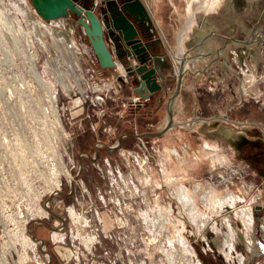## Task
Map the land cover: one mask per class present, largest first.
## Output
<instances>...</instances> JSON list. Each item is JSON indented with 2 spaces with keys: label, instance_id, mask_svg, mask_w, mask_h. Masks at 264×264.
Segmentation results:
<instances>
[{
  "label": "built area",
  "instance_id": "built-area-1",
  "mask_svg": "<svg viewBox=\"0 0 264 264\" xmlns=\"http://www.w3.org/2000/svg\"><path fill=\"white\" fill-rule=\"evenodd\" d=\"M222 2L190 0L188 5L191 8V4L196 3V9L214 12ZM168 3L173 6L172 0ZM1 5L0 70L5 74L0 71L3 78L0 93L5 106L17 109V117L11 121L5 139L19 141L18 157H15L19 163L7 167L3 165L0 171L7 174L8 182L16 183L20 190V203L31 204V211L20 210L19 216H0V264L51 263L46 243L41 246L32 233L31 222L48 228L49 241L53 245H66V236L74 233L75 238L79 236L87 248L94 247L93 233L109 237L123 227L116 222L117 218L122 219L117 216H164L162 225L167 231L165 226L173 214L172 203L160 197L152 183V166H159L163 186L168 184L164 180L167 162L161 165L151 159V153L157 154V151L150 148L151 152L145 138L134 128L132 148H117L121 138H125L121 136L108 145L114 149H108L115 152L113 157H99V150L105 146L102 138L110 133L106 120L107 102L116 103L118 108L125 107L122 93L124 84L128 82L125 66L115 61L113 72L105 75L88 43L77 41L69 32L71 18L44 21L31 8L30 22L25 25L20 18H11L8 9ZM9 21L11 28L8 27ZM35 25L37 31H34ZM75 25L84 36L82 27ZM10 52L16 53L17 62ZM170 60L177 73L178 56ZM137 65L136 60H130L133 69ZM263 85L261 76L242 72L240 103L252 102L262 115ZM86 132L96 138L91 154L74 145V141ZM203 150L212 156L218 155L213 146H204ZM168 152L179 161V167H183L185 158L190 156L195 159L200 150L182 144ZM83 160L89 161L99 176V185L93 190L80 178L86 167ZM210 168L211 172H215L219 167L212 163ZM242 170L227 166V179L212 184L222 185L231 214L233 204L238 202L254 217V212H264V178L256 183L248 181L245 174L241 175L244 173ZM238 171L240 175H236ZM137 172L142 174L141 178H138ZM12 174H16L15 177ZM234 179L240 184L238 189H242V197L235 196L231 191ZM199 185L196 188L199 189ZM184 190V186L180 185L175 193L182 211ZM164 191L173 198L167 186ZM66 199H70V203H65ZM179 212L176 215L184 219L183 213ZM27 213L32 216H26ZM103 213L114 216L110 231L104 229ZM234 215L236 217L237 214ZM238 239L248 250L252 246L255 251L257 244L249 242L245 233ZM198 240L197 237L194 242ZM74 253L75 250L72 251L71 261L77 264L78 257ZM256 254L253 253L254 256Z\"/></svg>",
  "mask_w": 264,
  "mask_h": 264
},
{
  "label": "rangeland",
  "instance_id": "rangeland-1",
  "mask_svg": "<svg viewBox=\"0 0 264 264\" xmlns=\"http://www.w3.org/2000/svg\"><path fill=\"white\" fill-rule=\"evenodd\" d=\"M17 1L19 2V0H2L11 18H20L23 24L28 25L30 12L32 11L30 2L26 0L28 8L27 12L25 11L26 15V13L21 12L20 6L17 7L19 5ZM166 1L168 2V0ZM176 2L181 4L180 12H178ZM172 3L182 19V25L186 23L190 14L194 15L198 12L203 14L210 13L196 9V3H192L190 8V5H188L190 0H172ZM71 19L69 32L77 41L87 43L85 37L81 35L80 29L73 22L74 19ZM10 55L17 62L16 53L10 52ZM0 71L4 73V71ZM112 72L113 70H104L105 75ZM2 79L0 77V83ZM3 102L5 101L0 93V167L3 165L7 167L19 163L15 160V157H18L16 151L19 141L5 139L11 121L17 117V109L11 105L5 106ZM251 104L254 106L252 102ZM118 106L111 101L106 104V120L110 126V133L105 138H102L105 146L99 150V157H113L115 152L109 151L107 147L110 143L118 141L121 136H125V138H121V147L132 148L135 141L133 137L135 129L139 134L150 133L146 129V124H139L137 128L135 127L132 113L130 112L133 106L131 101L126 102L125 107L120 106L118 108ZM86 141L88 142L87 148L83 149L82 144ZM95 142L96 138L91 133L86 132L83 137H79V139L74 141V145H78V149L85 150V152L91 154ZM145 142L149 150L153 148L157 151V154L151 153L153 162L161 165L167 162L168 169L164 171V180L168 184L164 186L161 181L159 166L154 167L151 165L152 183L156 187L157 194L172 203L173 214L169 216L168 225L165 226L167 231L162 225L164 216H117L122 219L117 218L116 222L123 227L116 229L115 234L109 237H105L102 233H99V235L93 233L92 235L95 236L93 239L94 247L87 248L85 245L83 246L79 236L75 238L74 233L71 236L68 233L65 240L66 245H53L49 241L48 228L36 226L31 222L32 233L38 239L44 238L47 252L50 255V264H68L71 261L72 251L74 250V255L78 257L77 264H190L192 262V260L190 261L192 257L190 252L194 253V259L196 258L200 264H264V219L262 218L264 217V212H254L253 226L248 227L245 215H243L244 210L241 207L243 204L234 203L231 214L227 208L226 194L222 185L214 186L212 184V182H223L227 179V166L244 169L242 170L244 173L241 174L238 171L236 175L241 174L244 176L245 174L244 177L248 181L259 182L260 180L255 181L253 179L255 174L247 170L240 158L226 151L223 141L217 144L215 141L206 140L196 146H192L191 143L185 141H173V145L167 146L163 138L158 137L145 138ZM182 144L188 145L191 149L198 148L200 153L195 159L190 156L186 157L183 167H179V161L172 157L168 151L172 148H179ZM208 145L218 150L217 156L207 154L203 150V147ZM86 161L83 160L86 167L80 178L93 190L99 185V176H97L96 170L91 163ZM212 163L219 167L215 172H211L210 165ZM137 174L138 178H141L142 174L138 172ZM12 175L15 177L16 174ZM14 180L16 182V179ZM233 181L232 193L235 196L242 197L240 195L243 194L242 189H238L240 184L235 182V179ZM198 183H200L199 189L196 188ZM180 185L184 186L185 189V194L183 195L184 211L181 210V206L177 203L175 194L178 192ZM166 186L167 190L172 193L173 198H170L164 191ZM161 192H163L162 196ZM19 195L20 190L16 183L8 182L7 174L0 171V216H19L20 210L28 209L29 212L31 211L29 209L31 204L20 203ZM235 200L238 199L236 198ZM70 201V199H66L65 203H70ZM177 212L183 213L184 219L177 216ZM235 213L239 216L234 217ZM26 216H32V214L27 213ZM101 217L104 229L110 231L114 216L103 213ZM226 233L231 235V242L226 241ZM243 233L247 235L249 242L254 245L257 244L255 249L257 254L255 256L247 249L244 242L238 239ZM197 237L199 240L194 242ZM71 244L74 245L72 249ZM174 255L179 258L176 259ZM240 257L243 259L242 263L240 262ZM69 264H75V261H71Z\"/></svg>",
  "mask_w": 264,
  "mask_h": 264
},
{
  "label": "crops",
  "instance_id": "crops-1",
  "mask_svg": "<svg viewBox=\"0 0 264 264\" xmlns=\"http://www.w3.org/2000/svg\"><path fill=\"white\" fill-rule=\"evenodd\" d=\"M143 2L160 52L169 58L179 56L181 41V51L188 57L173 105L174 126L160 138L167 146L173 141L192 146L223 141L224 149L255 174V181L263 179L264 115L250 102L240 103V83L243 70L264 63V0H223L214 12H198L192 19L189 15L184 25L178 14L180 2L178 12L166 0ZM174 87L157 103L138 99L130 81L124 84L123 100L134 104L130 112L136 128L146 124L154 133L165 125Z\"/></svg>",
  "mask_w": 264,
  "mask_h": 264
},
{
  "label": "water",
  "instance_id": "water-1",
  "mask_svg": "<svg viewBox=\"0 0 264 264\" xmlns=\"http://www.w3.org/2000/svg\"><path fill=\"white\" fill-rule=\"evenodd\" d=\"M28 1L36 15L44 21L73 18L82 27L101 69H114L115 61L125 66L128 80L138 99L160 103L174 84V91L167 100L165 125L157 132L142 136L158 138L174 126L173 105L180 92L188 57L182 54L175 73L170 58L160 52L159 41H153L154 22L142 0H120V5L111 3L107 9H103V22L116 35L112 47L104 39L102 21L93 7L86 8L78 0ZM108 1L98 0L99 3ZM130 60L138 62L135 69L130 66ZM117 148H121L120 142ZM107 149L114 150L109 147ZM38 241L41 246L45 245L43 239Z\"/></svg>",
  "mask_w": 264,
  "mask_h": 264
},
{
  "label": "flooded vegetation",
  "instance_id": "flooded-vegetation-1",
  "mask_svg": "<svg viewBox=\"0 0 264 264\" xmlns=\"http://www.w3.org/2000/svg\"><path fill=\"white\" fill-rule=\"evenodd\" d=\"M78 2L81 3L86 8H90V7L94 8L95 13L99 17V19L102 21L104 39L110 46L111 45L113 46V39L116 37V35L103 22V20H104L103 9H107L111 3H114L116 5H120V0H110V1L104 2V3H99L98 0H78ZM153 41H158L155 38V36H154ZM242 72L256 73L257 75H259L263 78V84H264V63L260 64V66L255 70H243ZM263 87H264V85H263Z\"/></svg>",
  "mask_w": 264,
  "mask_h": 264
},
{
  "label": "bare ground",
  "instance_id": "bare-ground-1",
  "mask_svg": "<svg viewBox=\"0 0 264 264\" xmlns=\"http://www.w3.org/2000/svg\"><path fill=\"white\" fill-rule=\"evenodd\" d=\"M18 2V1H17ZM1 4H3V2H2V0H0V6H2ZM18 4L19 5H17V7L18 6H20V10H21V12L22 13H26L27 12V10H28V8H27V3H26V0H19V2H18ZM11 5V4H10ZM26 11V12H25ZM26 15H27V13H26ZM1 17V16H0ZM189 18V17H188ZM190 18L192 19L193 18V15L192 14H190ZM191 21V20H190ZM9 25H8V27H12L10 24H11V21L8 23ZM189 27V26H188ZM35 31H37V26L35 25ZM11 33H12V31H11ZM181 44H182V42L180 41L179 42V45H178V47H179V56H178V60H180L181 59V57H182V54H183V52L181 51ZM183 196V195H182ZM184 200V199H183ZM184 202V201H183ZM242 210H244V213H243V215H245V220L247 221V223H248V227H251L252 226V224H253V221H254V217L251 215V211L249 210V209H246V208H244V209H242ZM236 216H239V215H236ZM241 219H243V218H241ZM244 220V219H243ZM246 224V223H245ZM252 232V231H251ZM250 233V232H249ZM247 234H248V232H247ZM225 236H226V241H228V242H231V238L232 237H230L231 235L229 234V233H226L225 234ZM252 236V235H251ZM248 238V237H247ZM252 241V240H251ZM230 244V243H229ZM182 245V244H181ZM183 246H185V245H183ZM249 250H250V252L251 253H255V251L253 250V248H252V246H249ZM191 251V250H190ZM179 254V253H178ZM190 254L192 255V257L190 258V261L192 260V262L190 263V264H200V262H198L197 260H196V258L194 259V253H192V252H190ZM180 255H181V253H180ZM175 256V255H174ZM176 257V256H175ZM244 257V256H243ZM179 257L177 256L176 257V259H178ZM181 258V257H180ZM194 259V260H193ZM239 259V258H238ZM242 258L240 257V262L242 263ZM239 263V262H238Z\"/></svg>",
  "mask_w": 264,
  "mask_h": 264
},
{
  "label": "trees",
  "instance_id": "trees-1",
  "mask_svg": "<svg viewBox=\"0 0 264 264\" xmlns=\"http://www.w3.org/2000/svg\"><path fill=\"white\" fill-rule=\"evenodd\" d=\"M83 145V149H86L87 148V145H88V142L86 141L84 144H82ZM123 145V144H122ZM209 264H213V263H209Z\"/></svg>",
  "mask_w": 264,
  "mask_h": 264
}]
</instances>
